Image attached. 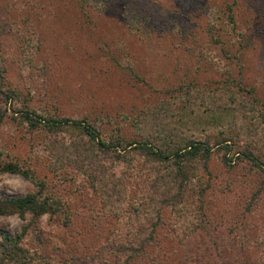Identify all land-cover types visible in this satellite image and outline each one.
<instances>
[{"label": "rangeland", "instance_id": "1", "mask_svg": "<svg viewBox=\"0 0 264 264\" xmlns=\"http://www.w3.org/2000/svg\"><path fill=\"white\" fill-rule=\"evenodd\" d=\"M126 1L149 4L155 22L150 37L129 33L122 15ZM81 2L0 0V168L14 163L29 170L31 192L35 180L44 181L46 193L62 199L71 216L69 225L56 218L63 227L55 242L34 222L25 225L18 233L26 232L24 256L0 254V264L124 263L116 247L117 240L125 243L129 211L118 224L103 189L92 186L76 156L66 157L88 138L72 129L34 128L26 111L87 120L107 139L140 140L149 130L166 128L213 145L228 139L232 153L249 147L264 159V0H237L234 34L225 19L233 0H112L102 12ZM218 11L223 30L212 43L207 28ZM188 84L200 91L190 100L181 96ZM232 92L237 102L239 95L241 102H257L244 112L223 106ZM219 146L208 171L200 172L204 223L177 224L172 209L163 212L156 245L147 250L164 264H264V189L256 194L264 175L246 162L225 165ZM94 155L88 163L95 162L89 169L94 176L124 168L112 157ZM129 182L136 191L143 175ZM13 196L21 195L0 189V198ZM2 231L18 235L0 228V239ZM132 264L147 262L141 257Z\"/></svg>", "mask_w": 264, "mask_h": 264}, {"label": "trees", "instance_id": "2", "mask_svg": "<svg viewBox=\"0 0 264 264\" xmlns=\"http://www.w3.org/2000/svg\"><path fill=\"white\" fill-rule=\"evenodd\" d=\"M81 1V4L83 3L102 12L107 9L109 2L112 0ZM233 1L228 3L225 9V19L229 28L228 33L231 34L235 33L237 26L233 9L234 4L238 2L237 0ZM148 6L149 4H138L136 2L126 1L124 3L122 15L130 34L150 37L155 32V22L153 18L151 19L149 11H147ZM218 12L219 14L210 21L211 25L207 28V34L212 43L218 41L221 37L218 35L219 29L223 30V27H219V18H221L220 14L222 12ZM245 34V32H240L239 36L242 37ZM207 49L208 47L203 50L206 51ZM194 86L192 84L186 85L181 96L189 95V97L185 96V99L190 100L193 93H200ZM195 88L197 91H193ZM242 90L243 88H238V91L241 92ZM241 96L239 95L237 102V98L233 96L232 92L229 102L222 105L230 106L233 104L237 111L242 112L246 110V105L255 106L257 102L255 98L241 102ZM23 116L34 128L43 126L51 131L72 129L80 131L88 138L87 141L76 144L75 147L77 148L74 150V154L66 157L73 158L76 156L74 161L79 162V168L88 174L92 186H99L103 189L104 194L111 202L108 209L112 208L109 211H112L118 219V224L122 213L129 211L127 217L129 219L125 222L129 227L124 232L125 243H118L119 240H117L116 247L117 251L120 252L118 255L123 258V264H132L134 260L141 257L146 259L147 264H164L159 257L150 255L147 249L152 244L156 245V231L163 224V212L165 210L172 209L179 218L177 224L181 219L189 221L190 225L195 221H198V226L204 223L203 191L198 189L201 181L200 172L202 169L208 171L209 160L216 145H220L219 148L225 149L223 154L225 165L230 166L229 162L232 160H235V164L246 162L245 164L249 163L255 173L264 175V159L249 147L232 153L231 143H228V139L213 145L208 140H199L185 133L180 136L176 135L175 131H170L168 128L149 130L140 140L124 137L107 139L100 134L94 124L84 119L50 118L35 115L30 111L24 112ZM96 153L112 157L115 162L122 163L124 168L121 171L110 170L107 173L100 170V174L94 176V173L89 172V169L95 162L91 163V166L88 163L90 159H95L91 155H96ZM135 155L139 157L143 166H137ZM80 157H82V160L79 159ZM71 161L69 160V162ZM97 161H100V159H97ZM2 168L10 171H23L24 175L32 177L29 170L20 167L18 164L8 163L3 165ZM96 168L97 165L94 166L95 170ZM127 169L129 170L128 173ZM140 174L143 175V183L136 191H133V183L129 182V177H138ZM105 176H108V178L104 179ZM103 179L104 186L100 185ZM35 183L37 188L35 191L26 196L0 198V205H12L21 209L27 208L32 210L35 215L43 211H49L56 218L60 217L64 225H69L71 216L69 210L64 209L63 200L57 196L47 194L44 181L35 180ZM262 189H264V179L256 192L257 198H259ZM134 199L136 200L134 201ZM112 201H115V205L112 204ZM124 201L128 204L125 203V207L122 206ZM24 233L15 236L7 231L1 232L0 254L4 255L3 259L19 260L24 256L26 249L21 245Z\"/></svg>", "mask_w": 264, "mask_h": 264}, {"label": "clouds", "instance_id": "3", "mask_svg": "<svg viewBox=\"0 0 264 264\" xmlns=\"http://www.w3.org/2000/svg\"><path fill=\"white\" fill-rule=\"evenodd\" d=\"M34 187L32 178L25 176L23 171H10L0 168V189L21 196L30 194ZM35 223V227L46 238H55L62 232V224L58 223L53 213L40 212L35 215L30 209H21L12 205H0V228L19 233L25 225Z\"/></svg>", "mask_w": 264, "mask_h": 264}]
</instances>
